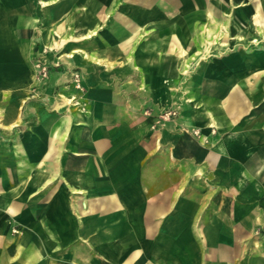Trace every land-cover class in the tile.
<instances>
[{
  "label": "crops",
  "instance_id": "0c3cea01",
  "mask_svg": "<svg viewBox=\"0 0 264 264\" xmlns=\"http://www.w3.org/2000/svg\"><path fill=\"white\" fill-rule=\"evenodd\" d=\"M0 264H264V0H0Z\"/></svg>",
  "mask_w": 264,
  "mask_h": 264
},
{
  "label": "rangeland",
  "instance_id": "374dc122",
  "mask_svg": "<svg viewBox=\"0 0 264 264\" xmlns=\"http://www.w3.org/2000/svg\"><path fill=\"white\" fill-rule=\"evenodd\" d=\"M170 2H175L177 0H169ZM171 8V13H173L172 15L175 16L174 18L175 19H178V20H172V22L170 23V29L171 30H176V31H179V30H190V29H193V27H188L191 23L189 22H184V21H179V16L178 15V11H177V8L178 7H173V5L170 7ZM205 28V27H204ZM172 42V46L170 45L169 43V46L173 47L174 48V53H172L171 57H176V59L180 58V60L182 62L186 61V62H192V61H195L196 57L198 58L197 60H205L206 57L210 56V53H198V54H195L193 52H190L191 50L193 49H189V47H187V53L186 54H183L181 55V57H179V53H178V50H177V46H178V43H175V45L173 46V42L175 41V39H171ZM220 41H225V39L222 37L219 38V42ZM204 50V49H203ZM187 73V76L188 78H190L189 76L194 73L195 71L194 70H189L187 69L185 71ZM79 76V82L81 83V80H80V75ZM77 83H75V86H76ZM177 88V87H176ZM79 90H81V88H77ZM142 93H145L144 89L141 90ZM128 93L130 92V88L128 89L127 91ZM130 94V93H129ZM146 100V99H145ZM75 102L74 101H70V104H74ZM144 105H146V101L142 102ZM189 103V102H188ZM161 111L164 113L163 116L167 117V120H169L171 118V120H177L178 117H179V114H180V111H181V108H180V105L178 103L177 100H174L172 102H169V104L165 107H162ZM163 120V119H162Z\"/></svg>",
  "mask_w": 264,
  "mask_h": 264
},
{
  "label": "built area",
  "instance_id": "2783aa9c",
  "mask_svg": "<svg viewBox=\"0 0 264 264\" xmlns=\"http://www.w3.org/2000/svg\"><path fill=\"white\" fill-rule=\"evenodd\" d=\"M35 67L37 70L38 77L40 79H46L48 77L49 68L47 67L46 64H44L42 61H37V62H35ZM74 79H75V83H77L76 87L81 88V85L79 82V76L75 74Z\"/></svg>",
  "mask_w": 264,
  "mask_h": 264
}]
</instances>
